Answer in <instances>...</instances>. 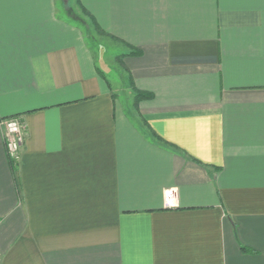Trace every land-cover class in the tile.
Masks as SVG:
<instances>
[{
    "label": "crops",
    "instance_id": "crops-1",
    "mask_svg": "<svg viewBox=\"0 0 264 264\" xmlns=\"http://www.w3.org/2000/svg\"><path fill=\"white\" fill-rule=\"evenodd\" d=\"M70 1L0 0V264H264V0H81L131 111Z\"/></svg>",
    "mask_w": 264,
    "mask_h": 264
},
{
    "label": "rangeland",
    "instance_id": "rangeland-1",
    "mask_svg": "<svg viewBox=\"0 0 264 264\" xmlns=\"http://www.w3.org/2000/svg\"><path fill=\"white\" fill-rule=\"evenodd\" d=\"M60 7L61 13L67 16V12L64 10L65 4L63 0H60ZM67 7L71 10L68 11L71 15V20L82 19L85 16L75 0H71ZM85 18L87 17L85 16ZM75 22L77 24L75 23L74 25L79 27V21L77 20ZM87 26V30L85 29L87 44L93 52L99 70L111 80L112 92L117 95L119 103L123 104L130 111L133 110L135 107V95L132 93L129 76L122 64L123 60L127 57H123L122 62H120V58L128 54V49L123 44L114 42L110 38H104V36L99 37L97 29L89 19L87 20ZM80 28L83 29L84 27L80 26Z\"/></svg>",
    "mask_w": 264,
    "mask_h": 264
},
{
    "label": "built area",
    "instance_id": "built-area-1",
    "mask_svg": "<svg viewBox=\"0 0 264 264\" xmlns=\"http://www.w3.org/2000/svg\"><path fill=\"white\" fill-rule=\"evenodd\" d=\"M4 128V141L10 161L19 163L26 140V131L19 118H9L1 122ZM176 191L168 190L165 194L166 203L172 205L176 199Z\"/></svg>",
    "mask_w": 264,
    "mask_h": 264
},
{
    "label": "trees",
    "instance_id": "trees-1",
    "mask_svg": "<svg viewBox=\"0 0 264 264\" xmlns=\"http://www.w3.org/2000/svg\"><path fill=\"white\" fill-rule=\"evenodd\" d=\"M75 1H76V3H77L78 7L80 8L81 12H82L85 16H88V17L90 18V20H91L93 26H95V28L97 29L98 34L103 35V36H108V37H110V36H111L110 34H108V33L104 32V31H102V30L97 26V22L95 21V19H94L92 16H90V13L85 9V7L83 6L81 0H75ZM78 20H79V19H78ZM81 20L83 21V19H80V21H81ZM140 55H141V52H140V51L131 48V52L128 53V54L123 55V56L120 58V62H122L123 57H127V56H140ZM130 87H131V89H132V91L134 92V95H135V97H134V98H135V106H137V105H138L140 102H142V101L152 100V99L154 98L153 94H151V93H146V92L138 91L137 89H135V88L133 87V85H132V81H130ZM11 163H12V165L14 166V168H15V166L17 167V163H14V162H12V161H11ZM13 166H12V167H13Z\"/></svg>",
    "mask_w": 264,
    "mask_h": 264
},
{
    "label": "water",
    "instance_id": "water-1",
    "mask_svg": "<svg viewBox=\"0 0 264 264\" xmlns=\"http://www.w3.org/2000/svg\"><path fill=\"white\" fill-rule=\"evenodd\" d=\"M64 1V3H68L69 2V0H63Z\"/></svg>",
    "mask_w": 264,
    "mask_h": 264
}]
</instances>
